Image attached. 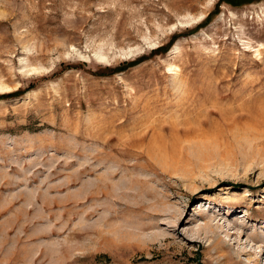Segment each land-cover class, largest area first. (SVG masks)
Returning a JSON list of instances; mask_svg holds the SVG:
<instances>
[{"label": "rangeland", "instance_id": "1", "mask_svg": "<svg viewBox=\"0 0 264 264\" xmlns=\"http://www.w3.org/2000/svg\"><path fill=\"white\" fill-rule=\"evenodd\" d=\"M0 86V264H264V0H0Z\"/></svg>", "mask_w": 264, "mask_h": 264}, {"label": "bare ground", "instance_id": "2", "mask_svg": "<svg viewBox=\"0 0 264 264\" xmlns=\"http://www.w3.org/2000/svg\"><path fill=\"white\" fill-rule=\"evenodd\" d=\"M203 17V15L200 16V18ZM7 88H3L2 86H0V91H5Z\"/></svg>", "mask_w": 264, "mask_h": 264}]
</instances>
